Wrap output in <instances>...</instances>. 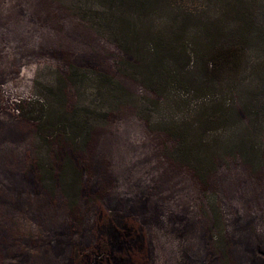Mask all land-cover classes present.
<instances>
[{
  "label": "rangeland",
  "instance_id": "obj_1",
  "mask_svg": "<svg viewBox=\"0 0 264 264\" xmlns=\"http://www.w3.org/2000/svg\"><path fill=\"white\" fill-rule=\"evenodd\" d=\"M81 1L0 0V264H264V161L219 156L203 177L179 161L193 69L163 84ZM51 123L88 138L69 148ZM205 136L222 152L229 132Z\"/></svg>",
  "mask_w": 264,
  "mask_h": 264
},
{
  "label": "trees",
  "instance_id": "obj_2",
  "mask_svg": "<svg viewBox=\"0 0 264 264\" xmlns=\"http://www.w3.org/2000/svg\"><path fill=\"white\" fill-rule=\"evenodd\" d=\"M80 6L99 27L121 35L117 43L131 64L147 54L166 75L163 84L169 72L180 75L172 63L183 73L188 66L193 69L190 80L203 99L194 126L176 127L174 156L179 161L199 177L223 155L250 167L263 164L264 0H82ZM74 117L73 111L67 113L71 121ZM244 123L248 132L232 134ZM68 126L66 132L67 126L51 123L46 131L54 139H66L69 148L79 146L76 138L86 142L88 130ZM217 128L229 132L218 142L224 144L222 152L205 136ZM70 161L59 165L54 183L64 175L75 176Z\"/></svg>",
  "mask_w": 264,
  "mask_h": 264
}]
</instances>
